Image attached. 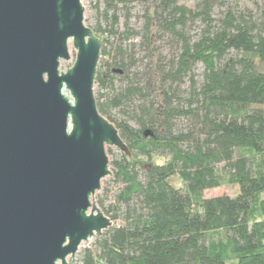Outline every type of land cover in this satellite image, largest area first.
I'll list each match as a JSON object with an SVG mask.
<instances>
[{
  "label": "trees",
  "instance_id": "obj_1",
  "mask_svg": "<svg viewBox=\"0 0 264 264\" xmlns=\"http://www.w3.org/2000/svg\"><path fill=\"white\" fill-rule=\"evenodd\" d=\"M135 1L102 0L104 27H90L102 40L97 108L118 129L130 156L112 162L121 186L113 202H97L113 226L94 249L81 250L80 264H226L228 255L238 264H264V72L255 63L264 62V20L228 7L215 21L217 0L193 7L183 0H140L149 6L135 30ZM197 21L203 26L197 37H186V26ZM165 34L179 42L178 54L167 67H156L152 89L149 81L142 87L129 77L136 64L133 41L139 38L152 52ZM198 63L199 84L193 77ZM116 77L127 81L117 93ZM185 77L187 95L175 96L171 85ZM133 98L144 104L125 120L116 119L113 111ZM179 117L193 120L187 132L175 131ZM155 156L168 160L157 164ZM224 184L237 186L236 195L203 196ZM212 232H222L225 241L208 242Z\"/></svg>",
  "mask_w": 264,
  "mask_h": 264
},
{
  "label": "water",
  "instance_id": "obj_2",
  "mask_svg": "<svg viewBox=\"0 0 264 264\" xmlns=\"http://www.w3.org/2000/svg\"><path fill=\"white\" fill-rule=\"evenodd\" d=\"M82 1L0 0V264H70L113 226L94 196L106 146L130 152L97 108L102 40Z\"/></svg>",
  "mask_w": 264,
  "mask_h": 264
},
{
  "label": "rangeland",
  "instance_id": "obj_3",
  "mask_svg": "<svg viewBox=\"0 0 264 264\" xmlns=\"http://www.w3.org/2000/svg\"><path fill=\"white\" fill-rule=\"evenodd\" d=\"M200 0H183L182 2L189 6L193 7L195 3ZM82 5L84 7V23L85 25L94 28L98 24L104 27L105 22L101 20L100 13L103 8L102 0H83ZM149 6V3H144L140 0L135 1L131 5V20H130V27L135 30H140L143 26L144 19L142 17L144 10L146 7ZM228 7H233L237 9H248L251 11L252 15L258 19L264 20V0H217L216 5L213 8L212 16L215 21L220 19L222 12L227 9ZM122 22V20H121ZM122 25H120L121 28ZM203 28L201 22H195L192 24H188L185 28V35L188 38L195 39ZM135 46L133 48V53L136 59V64L130 70V78L135 79V82H138L140 86H144L147 81L151 83L150 89L154 86V81L156 77V67H167V64L174 59L179 51V42L173 38L172 36L165 34L162 35L159 39L156 40L154 43V50H151L141 47L139 45V38L133 41ZM68 52L70 59L69 60H61L60 61V71H65L67 68L71 67L74 59H75V50L72 46V42H68ZM153 53V55H152ZM235 52H230V56H235ZM156 59V62H154ZM256 66L260 71L264 72V62H260L257 59L255 60ZM202 71L203 66L198 63L195 65L193 69V77L194 81L199 84L202 81ZM136 75V76H134ZM127 81L125 79H121L120 77H116L114 81V92H120L124 89ZM169 85V83L167 84ZM171 85V84H170ZM172 91L175 93V96L184 98L190 86L189 77H185L180 84H173L171 85ZM98 92V86L94 84V95ZM154 90H152L151 97H154ZM106 93L113 94L111 91H106ZM68 95V93L66 92ZM155 99V98H154ZM144 102L137 98H133L130 100L125 101L124 105L120 110L113 111V114L116 119L125 120L126 115H132L136 113L139 106L143 105ZM121 111V112H120ZM174 128L176 132L183 131L187 132L193 125V120L190 118L179 117L174 120ZM129 124L133 128H137V125L133 121H129ZM106 154L109 160V170L111 171V175L106 176L101 181V188L99 191L96 192L94 196V201L97 203L98 201L102 200L104 204L107 206L114 200V195L120 189V184L114 181L113 176V166L112 162L119 158L122 154L117 148L106 146ZM168 160V157L162 156H155L153 157V161L157 164H163ZM173 184L176 187H181V182L175 178L173 179ZM238 191V187L234 185L224 184L218 188L204 191L203 196L205 198L217 197L221 195H227L233 197L236 195ZM261 199L264 200V194L261 195ZM98 205V203H97ZM260 219V218H259ZM98 237H93L86 242H83L78 252L72 258H68V262L70 264H80V256L79 253L81 250L85 248H92L94 249V245L96 239ZM208 242L211 241H225L226 237L222 232H212L207 234L206 237ZM226 264H238L237 259L233 255H228V260Z\"/></svg>",
  "mask_w": 264,
  "mask_h": 264
}]
</instances>
